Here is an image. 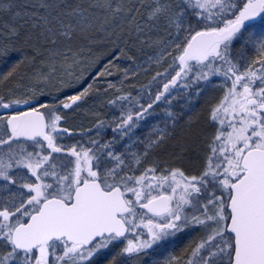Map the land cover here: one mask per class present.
Wrapping results in <instances>:
<instances>
[{
  "label": "rangeland",
  "instance_id": "obj_1",
  "mask_svg": "<svg viewBox=\"0 0 264 264\" xmlns=\"http://www.w3.org/2000/svg\"><path fill=\"white\" fill-rule=\"evenodd\" d=\"M4 1L7 2V0ZM9 1L10 5L0 0V17L4 15L7 18L0 31V40H2L0 43L2 46L6 45L3 46V52L0 45V67L8 60L7 57H10L8 61L13 64L6 63L4 68L7 71L17 69L18 73L15 74L17 82H13L12 86H7L8 89L0 91V109L3 103L13 105L21 102H35L38 108L44 107L42 104H37L40 100L45 101L46 104H53L55 112L51 110L50 106L43 111L46 117L51 121L60 120L58 117H63L64 120L69 117L68 127L72 131L74 139L77 140L74 142V146L79 147L75 151H82L86 148V167L83 169L81 166V171L75 168V181L82 175L86 176V172H95L105 189L118 186L132 207V213L124 218L128 222L131 233L141 226V216L137 218V223L133 220L143 213L137 211V206L144 205L150 199L161 194L168 195L170 198L169 217L174 219L177 229L172 234L161 238L157 245H148L142 242L135 252L126 249L125 254L122 249L123 241L110 237L95 242L85 250L58 242L29 253H18L13 251L9 244L11 231L16 224L24 222L30 214L35 212L40 202L34 199V196L26 202L27 195L24 191L17 194L8 187L0 185V261L3 264H93L106 260L102 264H136L142 259L153 263L161 260L163 264H204L206 258L210 257L217 261L227 259V255L230 256L231 251L229 238L224 236L228 220L226 212L229 199L228 187L234 181L233 179L241 173V170L236 168L237 161L229 160L221 148L222 134L220 132L228 126L227 122L241 121L243 125L237 129L243 131L241 135L251 139L258 147H264V129L262 130L264 125L258 117L233 116L230 107L236 96V89L227 84L224 74L228 70L226 71L224 67H226V62H228V67L230 63L237 62L239 53L244 55L243 60H255L258 51L264 52V40L254 36L260 33L259 28L252 27L235 39L234 41H237L234 47V41H232L233 54L229 52L227 60L214 56L204 66L188 64L175 86L167 89L168 94L159 102L157 109L154 112L146 113L149 114L145 117H156L157 115L178 117L176 110L182 105L190 109L201 98L207 99L209 102L207 114L212 111L217 117L216 121L214 120L215 131L209 133L212 136L213 144L208 148L205 160L199 164L196 159H192L191 164L184 165L185 162L180 157L181 152L176 150L175 145L169 149L179 157V160L176 161L179 164L150 166L148 164L149 154L152 155L157 148L169 147L173 138L171 133L176 128H173L166 136L161 134L154 138L145 129L144 125L147 124V121L135 125V121L132 119L130 127L118 129L122 122L121 119L128 117L115 115L112 110V106L115 104L109 103L108 99L112 98L110 94L121 90L119 89L121 85L125 86L122 94L128 92L131 93V97L135 96L139 91H137L133 80V71L138 72L141 67L148 68V65L155 63L156 56L165 59V70L172 67L173 59L175 60L174 66H177L176 60L185 45L188 30L187 24L184 30L181 27L184 23L180 14L182 10L176 14L174 20L176 32L174 31L173 35L170 34L171 37L169 34L164 37V41H169L164 45V41L157 44L161 48L158 46V49L144 47L139 51L137 67L123 72L118 71L111 76L112 78L106 80L100 81L96 78L94 85H86L80 92L74 93L78 84L74 81L68 82L70 76L67 77L64 74L66 67L71 62L67 59L66 52L59 50L57 53L51 54L52 52L49 53V50H46L45 43L37 44L24 41L26 44L22 45V49H25L29 44L28 47L33 58L16 54L14 49L19 45L16 44L17 39L12 34L11 25L15 19L17 20L19 14L14 12L13 8L27 6L33 10L34 6L30 4L33 2L26 0H18L15 3H13L14 0ZM239 5L236 0H199L197 4L204 17L206 29L220 28L234 20L240 11ZM159 6V2L155 1L149 12V21L153 20L154 22L158 19ZM31 13L32 11L27 12L30 15ZM22 33L23 30H16L17 35L21 36ZM177 36H181L184 42L169 53L168 44L174 42ZM35 45L42 51L37 52ZM7 49L14 53L11 56L9 53L7 55ZM235 54L236 56H234ZM58 58H61V61L57 60ZM54 59L56 60L54 61ZM70 59L72 60L71 56ZM222 61L224 62L223 66H221ZM65 62L66 65H64ZM43 63L45 66H41ZM48 67L51 69L50 71ZM41 68L51 72L50 75L53 77L42 78L43 82L34 80V72L40 75L44 71ZM161 73L163 75V71ZM27 79H31L32 82L28 81L27 83ZM150 82L151 79L147 80L145 84L149 85L148 90L151 87ZM97 87H102V89L94 91L93 89ZM79 96L83 98L82 105L76 104L68 109L66 107L68 101ZM131 97L128 102H131ZM62 104L64 109H60ZM57 124L58 122L54 124L53 128ZM245 132H249V135L247 136ZM174 133L176 134V132ZM60 136L62 137V135ZM215 142L218 145L220 143V148L215 146ZM33 146L40 148L38 143ZM33 146L23 148L25 157L22 164L26 167H29ZM9 155L6 159L8 163L12 161ZM170 159L173 161L174 158ZM18 207H21L22 210L15 212L14 210ZM4 212L12 214L4 216Z\"/></svg>",
  "mask_w": 264,
  "mask_h": 264
},
{
  "label": "bare ground",
  "instance_id": "obj_2",
  "mask_svg": "<svg viewBox=\"0 0 264 264\" xmlns=\"http://www.w3.org/2000/svg\"><path fill=\"white\" fill-rule=\"evenodd\" d=\"M81 1L86 2V0ZM91 1L88 0L87 4H83L77 8L75 6L76 3L73 0H63V3L61 4L56 2V0H47L46 3L48 9L40 10L36 16L27 14V12L31 10V8L27 6L17 7L15 9L17 14L18 12H21V14L23 13V17L18 16L20 19L18 25L23 29L24 33L23 35L19 36L13 29L12 34H14V37H16V39L22 38L24 41L35 42L37 44L45 43V46L47 45L48 47H50V45H54L57 46L61 51L66 52L68 54L66 57L71 62L68 64L64 74L67 77H72L71 79L68 78V82L74 81L76 84H78V86L75 88V90L78 92L85 88L86 85H94L97 79H100V81L106 80L115 75L118 71L123 72L125 70L132 69V67H137V55L139 51H141L144 47H154V49H158L157 44H161L164 41L165 36L169 34V37H171L170 34L173 35L175 31V16L181 10L180 0H124L125 2L134 4L133 19L125 11H122V8L119 10V8L117 9L114 7L111 11L109 10L108 14H104L103 11L100 12L98 8L99 5L97 3L96 4L98 6L95 5ZM155 1L159 2L160 9L157 13L158 19L153 22V20L149 21V12L152 9ZM71 3L75 4L72 5ZM181 13L182 12L180 11V14ZM76 15L81 16L84 18V20L77 21ZM107 17H109L108 21L105 20ZM6 20L7 18L4 15L0 17V31L2 30L3 23ZM147 23L152 24L151 27H149ZM181 27L184 30L186 28V24L183 23ZM193 34L189 32L188 26L186 41L184 43L185 45ZM158 35L162 38V41L157 43L155 39L158 37ZM168 41L169 40L164 41L163 45ZM183 42L184 41L182 40V37L177 36L174 42L168 44L170 50L169 53L173 52V49ZM0 45L3 52V46L5 45L2 46L1 43ZM35 48L37 49V52L42 51L36 45ZM14 50L16 51V54H21V56L25 57L30 56V58H33L32 54L25 55L18 47ZM8 53L9 56H11L14 51L11 52L7 49V55ZM70 56L72 60L70 59ZM7 58L9 60L10 57ZM7 58L5 57V59ZM60 59L61 58H58L57 60ZM8 60L1 65L0 71L6 70L4 67L6 63H9ZM55 60L56 59H54V61ZM9 64L12 65L13 63ZM41 66H45V64L43 63ZM165 67V59H161L160 57L156 56L155 63L148 65V68L145 69V67H141L138 72L134 70L133 80L135 82L137 91L143 89L142 87L145 86L146 81L150 79L151 86L156 88L155 91H160L167 83H163L161 79L156 77L154 78V76L156 73H161V71L165 73V71H167L165 70ZM48 70L50 71L51 69L48 67ZM49 71L44 70L42 72L43 74L48 75V79L53 77V75L51 77V72ZM16 73H18L16 69L9 71V74L11 75H15ZM40 75L34 72V80H40L43 82V79ZM28 81L32 82L31 79H27V83ZM9 85L10 84L3 86L0 84V91L3 89H8L9 87L7 86ZM96 89L101 90L102 87H97L93 90L96 91ZM119 89L121 90L116 91L119 93L115 92L110 94L112 98L108 99V101L109 103L115 104L112 106V110L115 112V115L118 114L119 117H121L124 114L125 109L128 107V100L132 95L128 92L122 94L125 89L124 85H121V88ZM139 95L140 91L132 97L134 103H137L140 100ZM162 99L163 98H160L156 107L154 109H149V112L155 111ZM153 101L154 99L151 98L148 91L146 107L148 105H152ZM198 102L200 103L198 104ZM198 102L193 108L188 109L183 107L185 105H182L176 110L179 115L178 117H181V120H179L177 124V128L174 130L177 135H179L180 130L183 129L184 131L188 125L186 120L187 117H206L209 102H207V99L203 100V98H201ZM82 103L83 98L82 96H79L76 99L69 100L67 106H65L68 108L76 104L82 105ZM37 104H42L44 107L38 108L37 105H35V102H21L15 103L13 105L3 103L1 104V109L9 107L20 108L23 106V109L14 111L19 112L16 114V116L23 113L24 111H37L42 114L44 113L43 111L50 106L51 110L55 112V106L53 104H46L45 101L41 100L38 101ZM60 109H64L63 104L60 106ZM174 132L171 133V136H176ZM211 141L212 136L205 133L200 139L201 143L199 148L191 150L192 152H190L189 161H187L184 157H181L183 154L180 155V157L185 162L183 164H191L192 159H196L199 164L202 163L207 156L208 148L211 146ZM184 155H187V153H184ZM170 158H174L173 161L175 162H173ZM178 160L179 158L169 148H157L153 154V161L156 162L157 166H161V164H179L176 162ZM83 161L86 163V159L81 161L82 164ZM157 162L160 163L157 164ZM0 185H4L13 192L19 194L21 191L25 192V189H29L32 184L26 181L22 184L0 182ZM105 261L101 262V264ZM0 264H3V262L0 261Z\"/></svg>",
  "mask_w": 264,
  "mask_h": 264
},
{
  "label": "flooded vegetation",
  "instance_id": "obj_3",
  "mask_svg": "<svg viewBox=\"0 0 264 264\" xmlns=\"http://www.w3.org/2000/svg\"><path fill=\"white\" fill-rule=\"evenodd\" d=\"M238 17L248 22L245 28L232 36L229 40L214 46L210 50L207 61L214 56L227 60L229 57L228 53L231 52L233 54L231 42L249 31L252 27H258L260 30V33L254 36L264 40V7L261 6L260 1L249 0L242 2V6L236 18ZM236 41H234L233 47ZM234 56H236V54ZM243 57L244 55L239 53L237 62L230 63L229 67L228 62L225 61L226 67L224 68L226 71L228 70L224 74L225 79L227 84L234 86L236 89V96L230 110H232L234 117H258L264 125V52L258 51L255 60H243ZM223 65L224 62L222 61L221 66ZM170 86L171 85L167 83L159 92L154 93V101L152 105L146 107V111L156 107L159 99L168 94L167 89ZM18 113L19 112H10L8 114L0 113V182L15 184H22L26 181L29 182L32 185L29 189H25L24 193L27 195L25 201H30L34 196V199H37L40 202L39 204H41L44 200L52 197L59 198L66 203L70 202L75 188L84 180L99 179L95 172H90L87 177L82 175L77 181L74 179L75 168L81 171V166H83V169L86 167L84 161L83 164L81 163L82 160L86 159V150L75 151L78 150L79 147L74 146V142L77 140L74 139L72 131L68 127L67 122L69 121V117H66L65 120L62 119L63 117H58L60 120L53 121L45 117L47 136L28 142L8 127L7 121L9 118ZM210 114L202 118L203 126L209 133L215 131L214 120L216 121L217 117L212 111ZM139 116L138 113L136 117L132 118L134 120L147 121V124L144 125L145 129L148 131L149 135L154 138L161 134L166 136L173 128H177V124L179 120H181V117H164V115L162 117L158 115L156 117ZM126 120L129 122V119ZM57 122V126L53 128L54 124ZM227 123L228 126L220 133L222 134L221 148L225 151V155L229 160H236L238 163L241 155L246 150L251 148L264 149V147L255 145L251 139L242 136L241 134H243V131L239 130V132L237 130L238 127L239 129L242 127L243 122L229 121ZM231 124L232 126H229ZM120 126L122 127V125H119L118 129L121 128ZM263 129L264 128H262V130ZM245 134L248 136L249 132H245ZM60 135H62V137ZM35 143H38L40 148L34 147L33 145ZM212 144L213 142L211 141V145ZM214 144L220 148V143L219 145L217 142ZM25 146H33V148H31L32 154L29 167L22 164L25 157L23 151ZM8 155L11 156L12 161L10 163L6 161ZM148 158V164L150 166H155L156 162L153 161V156L149 154ZM164 165L166 164H161V166ZM99 181L104 190L110 189H105L101 180ZM162 195L165 194L159 196ZM166 196L169 199L170 205V198L168 195ZM149 201L144 205L137 206V211L143 213L133 220L137 223V218L141 216V226L131 234L129 231L127 236L122 240L125 244L124 254L126 249H130V252H135L142 242L148 245H157L161 238L165 237V235L172 234L177 229L174 219L169 217V211L162 215L151 214V212L147 210V203ZM126 203L131 206L127 201ZM21 210V207H18L14 211L20 212ZM3 214L7 216L12 213L4 212ZM210 259L211 258H206L205 264H208Z\"/></svg>",
  "mask_w": 264,
  "mask_h": 264
},
{
  "label": "water",
  "instance_id": "obj_4",
  "mask_svg": "<svg viewBox=\"0 0 264 264\" xmlns=\"http://www.w3.org/2000/svg\"><path fill=\"white\" fill-rule=\"evenodd\" d=\"M261 1L264 6V0ZM245 24L240 20L219 31L195 33L178 57L181 70L187 61L204 62L214 45L231 37ZM8 123L28 140L45 135L44 118L37 111L23 112L10 118ZM241 167L244 173L230 185L227 205L226 233L233 237L230 264H264V151H247ZM167 209L168 200L164 196L151 201L147 207L153 214L165 213ZM129 211L119 188L105 192L98 181H84L75 189L69 204L56 198L44 201L25 223L13 229L10 242L22 252L62 239L86 248L103 236L124 237L127 228L119 216Z\"/></svg>",
  "mask_w": 264,
  "mask_h": 264
},
{
  "label": "trees",
  "instance_id": "obj_5",
  "mask_svg": "<svg viewBox=\"0 0 264 264\" xmlns=\"http://www.w3.org/2000/svg\"><path fill=\"white\" fill-rule=\"evenodd\" d=\"M21 1H23V0H21ZM26 1L27 2H29V1L33 2V3H30L34 6L33 10H30V11H32V13H31L32 16H36L40 10L48 9L47 3H46L47 0H26ZM73 1H75L76 4L75 3H71V4L72 5L75 4V6L78 8V7L82 6L83 4H87L88 0H86V2H82L81 0H73ZM89 1H91V0H89ZM93 1H91V2L95 5L98 4L99 6L98 5L97 6H98L100 12L103 11L104 14H106V13L108 14L109 10L111 11L114 7H116L117 9L119 8V10L122 8V11H125L131 18L134 19V11H133L134 4L125 2L124 0L123 1H121V0H93ZM236 1L239 2L241 0H236ZM2 2L7 3L9 5L11 3L9 0H7V2L2 0ZM56 2L61 4V3H63V0H56ZM198 2H199V0H180V6H181V10H182L181 12H183V13H181L182 20H184V24H187V26H189V32L191 34L195 33L196 31L203 30L206 28L205 24H204V17L201 15V9L197 6ZM13 3H15V1ZM16 3H18V2H16ZM16 8H13L14 12H15ZM18 14H19L18 16L23 17V15H22L23 13L21 14V12H18ZM76 17H77V21L84 20V18H82L81 16L76 15ZM175 18H176V16H175ZM19 20H20L19 18H17V20L15 19V22L12 23V25H11L15 31L16 30H18V31L23 30L18 25ZM105 20L108 21L109 17H107ZM147 25H149V27H151L152 24L147 23ZM131 30H132V28H131ZM23 33H22V35H23ZM155 40L158 43V42L162 41V38L159 37V35H158V37ZM16 44L19 45L18 48L21 49V52H23L25 55H29L31 53V51L28 47L29 44L25 47V49H22V45L26 44L22 38L17 39ZM55 47L56 46H54V45H50V47H48L46 45V50H49L48 51L49 53L52 52L51 54H55L60 50L58 47L57 48H55ZM28 57H30V56H28ZM60 61H61V59H60ZM66 64L67 63L65 62L64 65H66ZM174 64H175V60L173 59L172 67H169L168 70L165 71V73H163V75H162V73H156L154 78L156 77V78L161 79V81L163 83L174 82L175 74L178 71L177 66H174ZM62 68H63V66H62ZM27 76H30V75H27ZM40 76L43 79H48L47 74L42 73ZM16 78H15V75L10 76L9 71H6V70L0 71V80H1L0 84H2L3 86L8 85L10 83H11L10 85L12 86L13 82H17ZM11 79H13V80H11ZM142 88L143 89L139 90L140 94H141L139 97L140 100L137 103H134L133 98L131 97V102H128V107L125 109L124 114L121 117L132 118V117H136V115L138 113L140 115L139 117H143L147 113V111H146L147 92L149 91L151 98L154 99V93L156 92L155 91L156 88L151 86L150 89L148 90L149 85L148 86L145 85ZM77 92H78L77 90L74 91V93H77ZM202 118L203 117H187L186 120L188 122V125L186 126L184 131H183V129L180 130L179 135H177V133H176V136H173V138L171 139V141L169 143V147L166 146L165 148H170V147L176 145L175 146L176 150L177 151L179 150V152H181L180 154H183V156L181 155V157H184L187 161H189L190 152H192L191 150L198 149L199 145L201 143L200 142L201 137H203V135L205 133L209 134V132L203 126ZM121 120H122V122L119 124V125H122L121 128H123V125L125 127V126L130 124V121L128 122L126 119H121ZM154 152L152 153V156H153ZM184 153H187V155H184ZM158 163H160V162H157V164ZM155 261H157V260H155ZM160 261L153 263V262H150L147 260L140 259V261L136 262V264H163V262L162 261L160 262ZM93 264H101V263L95 262Z\"/></svg>",
  "mask_w": 264,
  "mask_h": 264
}]
</instances>
